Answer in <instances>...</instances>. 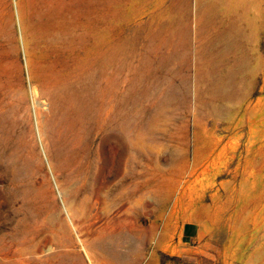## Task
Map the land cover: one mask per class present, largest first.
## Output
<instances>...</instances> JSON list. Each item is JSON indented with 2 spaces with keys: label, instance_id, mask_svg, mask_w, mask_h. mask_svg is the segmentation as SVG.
Masks as SVG:
<instances>
[{
  "label": "rangeland",
  "instance_id": "1",
  "mask_svg": "<svg viewBox=\"0 0 264 264\" xmlns=\"http://www.w3.org/2000/svg\"><path fill=\"white\" fill-rule=\"evenodd\" d=\"M28 1L0 0V264H264V0H78L96 86L84 145L103 102L110 117L98 193L51 124L56 56L30 60Z\"/></svg>",
  "mask_w": 264,
  "mask_h": 264
},
{
  "label": "bare ground",
  "instance_id": "2",
  "mask_svg": "<svg viewBox=\"0 0 264 264\" xmlns=\"http://www.w3.org/2000/svg\"><path fill=\"white\" fill-rule=\"evenodd\" d=\"M232 3L233 5H237L239 4V0H232ZM19 11L23 24L24 39L27 44V54L30 60L42 51H47V58L51 55L56 56V59L52 60L51 63L52 69L48 70L52 73V77L42 87V95L50 102V107H48L50 112L57 111L55 113L56 116L51 119V124L55 127V131L70 135L72 147L77 148L82 154L78 155V157L82 158L86 156V163L84 165L85 177L87 176L95 182V188L98 193L104 186V182L100 184L99 180H97V176L100 173H98V170L102 168L101 164L104 157L100 152L97 151L98 153H96L94 151V146L97 137L108 140L110 117L108 109L103 102L98 126L95 131H92L91 135L89 134V141L84 145L88 132L87 128L90 127L94 117V99L96 93L95 70L92 57V32L89 28L91 20L90 11L86 13L87 19L84 21L83 25L85 28L83 29L78 26V0H29L24 3L21 2ZM81 52L86 53V55L81 56ZM63 64H66V66H63ZM228 73L230 77L231 71H228ZM205 80H207L206 77ZM210 84L213 85L212 83ZM217 86H219V83ZM102 87L101 91L104 93L106 90L105 82ZM210 87L212 88V86ZM213 94H218V91H214ZM119 127L120 136L122 138L127 136L124 126L120 124ZM105 158L107 159V157ZM116 167L114 169L116 170L114 177L119 189V197H121L125 189L127 174L126 163L123 157H120Z\"/></svg>",
  "mask_w": 264,
  "mask_h": 264
},
{
  "label": "crops",
  "instance_id": "3",
  "mask_svg": "<svg viewBox=\"0 0 264 264\" xmlns=\"http://www.w3.org/2000/svg\"><path fill=\"white\" fill-rule=\"evenodd\" d=\"M187 231H188L189 234L192 232L189 228L187 229Z\"/></svg>",
  "mask_w": 264,
  "mask_h": 264
}]
</instances>
